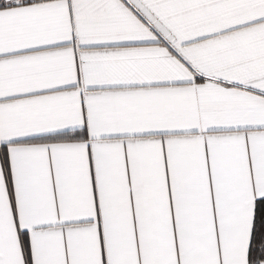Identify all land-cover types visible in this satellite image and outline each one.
<instances>
[{
  "label": "snow or ice",
  "instance_id": "6c2138e0",
  "mask_svg": "<svg viewBox=\"0 0 264 264\" xmlns=\"http://www.w3.org/2000/svg\"><path fill=\"white\" fill-rule=\"evenodd\" d=\"M0 264H264V0H0Z\"/></svg>",
  "mask_w": 264,
  "mask_h": 264
}]
</instances>
